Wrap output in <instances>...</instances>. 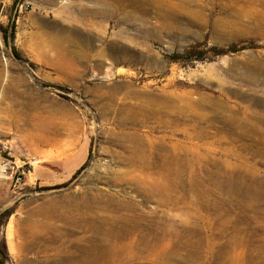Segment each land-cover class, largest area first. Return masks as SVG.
<instances>
[{
    "label": "rangeland",
    "instance_id": "374dc122",
    "mask_svg": "<svg viewBox=\"0 0 264 264\" xmlns=\"http://www.w3.org/2000/svg\"><path fill=\"white\" fill-rule=\"evenodd\" d=\"M69 203L118 236L88 264H264V0H0V264L82 257L17 248Z\"/></svg>",
    "mask_w": 264,
    "mask_h": 264
},
{
    "label": "bare ground",
    "instance_id": "6f19581e",
    "mask_svg": "<svg viewBox=\"0 0 264 264\" xmlns=\"http://www.w3.org/2000/svg\"><path fill=\"white\" fill-rule=\"evenodd\" d=\"M74 9L76 10V8H74ZM78 10L82 11V12L84 11L81 8H78ZM254 72H256V71H254ZM114 92H118V93L126 92L130 96L136 95L135 90L127 89L125 86L113 88L112 91L108 95H110L111 93H114ZM124 97H125V95H124ZM143 99H144V97H143ZM141 101H143V102L139 103L136 106L131 105L133 107L129 108V110L127 112L121 111V115L118 116L120 118V120H119L120 125H127V123H128V125H129V123L130 124L133 123V125H135L134 124V123H136L135 118L138 117L137 113H139V111L141 112L144 107L145 108L149 107L146 105V101H144V100H141ZM151 103L149 102V104H151ZM151 110H152V108H151ZM110 111L113 112L112 108ZM146 113L144 115H146ZM115 116H116V114H115ZM52 119L53 118H51L49 116L37 115V116H33L31 118L28 117L26 119L25 123L23 124L24 126H26L25 130L23 132V137L25 138L26 141L29 142L30 145L35 147L34 149H36L37 151H39V147L41 145L50 144L51 142H53L55 140L56 137H58V135H60V131H58L59 129H55L56 127L54 128V127L50 126ZM139 120H140V118H139ZM139 120H137V121H139ZM70 123H74V122H70ZM68 125H69V123H68ZM78 127H80V126H78ZM62 128L65 130V127H62ZM130 128L134 132L135 129L131 126H130ZM66 130H67V128H66ZM127 134H130L129 138L125 134L122 135V137L125 139V141L127 139L132 140L133 142H136L137 140H139V138L136 137L134 135V133H127ZM124 139H122V140H124ZM3 167L4 166H2V168ZM1 171H2L1 174H3L4 169H2ZM129 171H131V170H129ZM142 171H143V169H142ZM160 172H161V170H160ZM158 174H159V172H158ZM159 177H160V175H159ZM161 180H163V179L161 178ZM160 182L157 183V189H158L157 192H159V188L161 186ZM155 194L158 195L157 193H155ZM159 195H161V194H159ZM104 205L107 206L109 204L108 203L106 204V202H105ZM40 207L41 206H39V208ZM94 212H95V210H94L93 206L90 204H86V203H84L83 205H76V204L73 205L71 203L64 204V205L52 204L49 207L38 209L36 211V214L41 215L43 217L45 216L44 218L46 220L44 219L43 221H38L35 223L27 224L26 226L30 230V233L28 236H31L32 240H31V242L26 243L24 240L25 238L21 239L17 243V248H19V249L22 248L23 250H31V251L36 249L35 252H42V253H47V254H52V255H64L67 252H71V249H73V248L75 250L80 249L83 252V253H81V254H83V256L80 258H77V260H75V261H69L68 264H88L89 262H92V260H95L96 255H102L103 253H107V252L110 253L111 252L110 250H112L113 247H115L116 240H114V239L118 238V236L117 237L113 236L114 237L113 241H115V242L114 243L110 242L112 240L108 239L107 237L108 236L110 237V234L111 235L115 234V231H114L115 228L113 229V228L104 226V222H103L102 218H99V217L96 218V217H93L91 215ZM33 215H35V213H33ZM51 219L52 220H61V223L59 222L60 224H56L54 222H51ZM41 220H42V218H41ZM75 229H78V230L82 229L83 230L82 234L80 236L74 237L73 239H68V238L66 239V237H67L66 234H71ZM81 241H83L85 243L87 241V243H89V244L85 245V246L80 245L79 243ZM71 247H73V248H71ZM129 248H130V246H129ZM96 258H98V257H96ZM22 264H33V263L27 261V262L22 263Z\"/></svg>",
    "mask_w": 264,
    "mask_h": 264
},
{
    "label": "trees",
    "instance_id": "16d2710c",
    "mask_svg": "<svg viewBox=\"0 0 264 264\" xmlns=\"http://www.w3.org/2000/svg\"><path fill=\"white\" fill-rule=\"evenodd\" d=\"M236 47H232V49H220V50H215V49H213V52H214V54H223V53H226V52H228V51H230V50H237V49H235ZM203 52H200V53H197V55H193V56H196L197 58H202V54Z\"/></svg>",
    "mask_w": 264,
    "mask_h": 264
},
{
    "label": "built area",
    "instance_id": "2783aa9c",
    "mask_svg": "<svg viewBox=\"0 0 264 264\" xmlns=\"http://www.w3.org/2000/svg\"><path fill=\"white\" fill-rule=\"evenodd\" d=\"M21 179L20 175H16L15 181L18 182Z\"/></svg>",
    "mask_w": 264,
    "mask_h": 264
}]
</instances>
